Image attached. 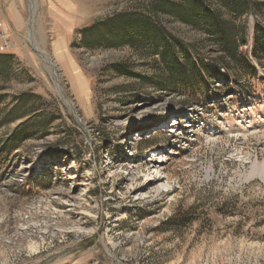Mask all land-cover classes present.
Returning <instances> with one entry per match:
<instances>
[{"label":"rangeland","instance_id":"obj_1","mask_svg":"<svg viewBox=\"0 0 264 264\" xmlns=\"http://www.w3.org/2000/svg\"><path fill=\"white\" fill-rule=\"evenodd\" d=\"M146 1L0 0V53L14 55L2 107L36 93L54 118L0 161V264H264V22L237 20L249 63L233 78L222 66L191 103L150 50L82 41ZM166 25L219 55L199 28Z\"/></svg>","mask_w":264,"mask_h":264},{"label":"trees","instance_id":"obj_2","mask_svg":"<svg viewBox=\"0 0 264 264\" xmlns=\"http://www.w3.org/2000/svg\"><path fill=\"white\" fill-rule=\"evenodd\" d=\"M146 13L120 12L99 20L83 29V43L92 45L129 46L139 51L150 50L156 56L162 73L161 83L185 92L187 100L211 97L208 78L222 74L238 76L232 64L247 65L243 50L247 24L237 20L250 14L260 16L264 22V0H147ZM192 25L205 33L206 41L219 45V55L207 58L196 49L174 36L168 29V19ZM163 22H162V21ZM256 20L255 48L264 50V27ZM13 54L0 53V83L10 78ZM233 73V75H230ZM0 85V90L4 89ZM2 94V93H1ZM0 94V129L19 119L21 121L4 140H0V161L21 146L38 128H45L54 118H43L40 109H34V100L42 95L23 93L11 105L2 107L5 95ZM191 102V103H192ZM189 103V104H191Z\"/></svg>","mask_w":264,"mask_h":264},{"label":"built area","instance_id":"obj_3","mask_svg":"<svg viewBox=\"0 0 264 264\" xmlns=\"http://www.w3.org/2000/svg\"><path fill=\"white\" fill-rule=\"evenodd\" d=\"M11 38L5 30L2 28V25L0 24V52H6L11 47Z\"/></svg>","mask_w":264,"mask_h":264},{"label":"bare ground","instance_id":"obj_4","mask_svg":"<svg viewBox=\"0 0 264 264\" xmlns=\"http://www.w3.org/2000/svg\"><path fill=\"white\" fill-rule=\"evenodd\" d=\"M159 174V173H158Z\"/></svg>","mask_w":264,"mask_h":264}]
</instances>
